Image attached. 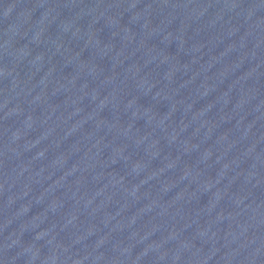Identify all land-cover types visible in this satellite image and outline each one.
Wrapping results in <instances>:
<instances>
[{"label":"water","instance_id":"water-1","mask_svg":"<svg viewBox=\"0 0 264 264\" xmlns=\"http://www.w3.org/2000/svg\"><path fill=\"white\" fill-rule=\"evenodd\" d=\"M0 264H264V0H0Z\"/></svg>","mask_w":264,"mask_h":264}]
</instances>
